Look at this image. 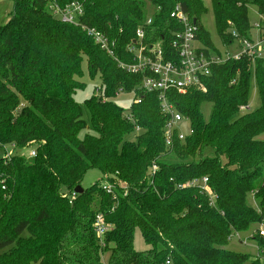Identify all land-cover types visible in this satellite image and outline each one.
<instances>
[{"label":"trees","instance_id":"trees-1","mask_svg":"<svg viewBox=\"0 0 264 264\" xmlns=\"http://www.w3.org/2000/svg\"><path fill=\"white\" fill-rule=\"evenodd\" d=\"M12 1L13 12L0 29V147L13 152L10 159L0 158V264H102L107 251L109 264H264L228 248L233 236L264 219V60H228L212 67L205 92L170 93L193 134L183 142L175 139L168 149V119L158 94L141 92L143 75L118 63L134 62L128 47L150 16L147 0H56L60 7L83 4L81 23L115 42V59L81 27L55 17L52 0ZM148 2L155 10L146 46L160 43L174 54L172 33L182 27L170 16L180 4L198 26V39L215 49L200 24L208 13L203 0ZM211 4L227 46L233 43L230 30L241 37L252 31L248 5L264 16V0ZM85 59L90 77L101 79V91L86 101L93 134L80 137L88 126L74 96L84 89ZM253 74L261 103L242 113ZM120 91L142 99L129 110L135 123L113 102ZM205 104L211 105L208 119ZM135 132L136 140H129ZM28 148L34 158L21 154ZM90 169L103 180L84 189ZM203 179L209 180L216 207L199 188H179ZM107 180L127 185V195L120 188L117 198L106 194ZM77 187L84 192L70 203ZM253 192L258 209L248 203ZM99 214L113 226L105 248L94 232ZM137 229L148 251L135 249ZM254 240L264 255V237L258 233Z\"/></svg>","mask_w":264,"mask_h":264},{"label":"built area","instance_id":"built-area-1","mask_svg":"<svg viewBox=\"0 0 264 264\" xmlns=\"http://www.w3.org/2000/svg\"><path fill=\"white\" fill-rule=\"evenodd\" d=\"M49 10L63 23L81 27L96 45L115 59V42H111L105 34L81 23L80 20L85 14L83 4L72 2L65 7H60L56 0H52ZM259 16V22L253 25L252 31L247 37H241L235 29L230 30L233 38L232 44L237 43V47L236 50L226 53L225 57L216 49L213 50L198 39V26L191 21L180 4L175 6L170 16L173 21L182 27L181 31L172 33L171 48L174 50V54H166L160 43L151 46L144 44L147 28L153 23L151 15L144 25L137 29L136 39L133 45L128 47L129 53L135 55L134 62L128 64L118 61V63L122 69L127 70L129 73L143 75L144 78L139 87L141 92L158 94L162 113L168 119L164 129L165 144L168 149L173 147L175 139L183 142L188 136L193 134L190 121L178 112L170 93L184 97L192 90L205 92L206 85L204 80L211 75L212 67L223 64L228 60L239 61L243 57L250 59L252 62L259 59L264 60V16ZM100 91L101 89L99 88L98 93ZM141 101L142 99L139 96L134 103L140 104ZM251 110L252 107L250 105L240 109L242 113ZM125 116L130 122L135 123L130 111L126 112ZM136 130L140 131L139 128H136ZM12 155V151L10 153L6 152L5 158L10 159ZM30 155L34 158L36 153L31 152ZM157 169V166H153L150 173L155 175ZM190 187L199 188L201 192L210 198L211 206L216 207L215 195L209 189L208 179L193 180L179 186L181 189ZM119 188L123 195L126 196L128 189L124 183H111L107 180L102 185L103 191L114 198L118 197ZM76 195L73 193L70 203H72ZM252 195L255 197L254 192ZM256 208L258 209V206ZM112 210L114 211L115 209L113 208ZM258 226L259 235L264 237V219ZM110 229L111 224L106 221L105 215H97L94 222V232L101 245L104 244V238Z\"/></svg>","mask_w":264,"mask_h":264},{"label":"rangeland","instance_id":"rangeland-1","mask_svg":"<svg viewBox=\"0 0 264 264\" xmlns=\"http://www.w3.org/2000/svg\"><path fill=\"white\" fill-rule=\"evenodd\" d=\"M203 1L205 3V6L208 9V13L202 16L200 24L203 25L204 28L210 33L212 37V41L215 45V49L219 53H221L223 57H225L226 53H228L229 51L236 50L237 43L230 44L228 46L224 45V43L220 39L217 33V30H216L211 0H203ZM146 9H147L148 16L151 15V13L154 12L155 10L153 7H151L150 2H148V0H147ZM248 11H249L250 23H251V26L253 27V25L258 23L260 20L258 8L256 5L250 4L248 5ZM12 12H13V1L12 0H0V29L2 28V26L6 24ZM82 71H83V75L81 78V82L84 85V89L78 91L75 94L74 98L83 110V120L86 122L88 126L87 127L88 130L83 131L80 137H83L87 133L93 134V130L91 129V115H90L89 110L86 107V101L93 96H97L99 94L98 89L101 87V79L99 77H96L95 79H92L90 77V74L88 71V62L86 59L82 63ZM248 98H249V105L252 107L253 110L259 107L261 103L260 93H259L257 79L254 74L251 78ZM135 99H136V95L134 92H123L115 96L113 99V102L117 106L125 110L126 112H129V110L134 104ZM202 111L204 113L205 118L208 119L210 116V112H211V105L205 104L202 108ZM136 134L138 133L135 132L134 135H131L129 137V140H136ZM31 150H32L31 148L25 149L24 151L21 152V154L31 159L32 158L30 155ZM6 152L8 153L11 152L10 147H0V158H5ZM102 180H103V175L101 172H99L96 169H90L87 172L83 180L82 186L84 189H87V188L92 187L96 183L102 182ZM248 203L252 207L258 206L257 202L255 201V197H253L252 194L249 196ZM112 209L108 211V215H111L115 212V210L113 211ZM258 228H259L258 224H255V225H252L248 231L242 232V233H239L233 236L230 240V244L228 248L232 250L233 252L250 255L251 259H257L259 257L264 262L263 252L259 250L258 243L255 242L254 240L255 235L258 234ZM112 230H113V226H111V229L109 232H111ZM105 239L106 237L104 238V244L101 245L102 248H105L106 246ZM134 247L139 252H144V251L149 250V248L144 243V239L139 229L135 231ZM111 257H112V252L110 251L103 253L101 263L109 264ZM247 264H250V263H247Z\"/></svg>","mask_w":264,"mask_h":264},{"label":"water","instance_id":"water-1","mask_svg":"<svg viewBox=\"0 0 264 264\" xmlns=\"http://www.w3.org/2000/svg\"><path fill=\"white\" fill-rule=\"evenodd\" d=\"M84 192V189L82 187H77L74 191L75 194H82Z\"/></svg>","mask_w":264,"mask_h":264}]
</instances>
